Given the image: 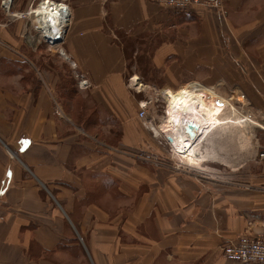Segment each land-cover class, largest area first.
I'll return each mask as SVG.
<instances>
[{
    "label": "crops",
    "instance_id": "1",
    "mask_svg": "<svg viewBox=\"0 0 264 264\" xmlns=\"http://www.w3.org/2000/svg\"><path fill=\"white\" fill-rule=\"evenodd\" d=\"M222 3V13H175L156 0H69L59 55L87 86L67 96V111L59 79L31 54L42 41L24 19L0 15V264H237L222 256L229 241L264 240V145L249 151L243 139L221 164L210 134L201 161L178 167L138 119L148 86L134 94L127 83L131 58L161 69L168 88L229 62L262 82L242 89L262 117L264 0Z\"/></svg>",
    "mask_w": 264,
    "mask_h": 264
},
{
    "label": "rangeland",
    "instance_id": "2",
    "mask_svg": "<svg viewBox=\"0 0 264 264\" xmlns=\"http://www.w3.org/2000/svg\"><path fill=\"white\" fill-rule=\"evenodd\" d=\"M44 0H14L12 3V6L15 5V7L19 6H25L28 5V7L33 6V9H35L40 3H42ZM55 3L61 0H53ZM64 4L68 7V1L69 0H62ZM13 12V10H11ZM70 11V10H69ZM0 15L2 18H5V15L1 9L0 5ZM70 17V13H69ZM27 18V17H26ZM8 19V18H7ZM13 21V18L12 20ZM27 29L32 33V39L31 41L35 40H41L42 46L35 52V54L31 53L32 55L39 56L36 58L37 62V68L41 69L40 65H43V70H49L53 73L54 76H57L59 80L56 79V94L58 95V98L60 102L64 105L65 109H70L69 106H72L71 103L66 102L68 97L65 93V87L70 88L71 91L77 90L78 83L77 79L74 77V69L71 67V65L68 63V61L64 60L63 57H60L58 51L60 49V44L57 43L56 45H49L47 44L43 37L41 36V33L39 30H37L36 23H35V17L34 15L29 16L27 20ZM69 23V19H68ZM67 23V25H68ZM66 28V27H65ZM28 33V34H30ZM65 33V32H64ZM223 36L227 37V33L225 31L222 33ZM64 36V34H63ZM120 40L125 42H128V45L131 43V41L124 40V38L120 37ZM228 39H224L225 42H227ZM126 54L128 55V58H131V55H129V51H133V47H126ZM137 58V57H136ZM142 59V58H141ZM51 66V68H48V66ZM247 66H250L253 70L259 72V68L252 66V64H248ZM128 67L130 68V76L133 77V75H144L145 73H148V77H144L141 79V83L139 86L144 85L148 86L147 88H144L143 91L138 94V101L142 100H147L149 101V105L147 107V113H146V118L145 120L151 121V125H146L144 126L145 120L143 119V126L148 129L151 133H154L152 130L153 128L156 129V133L161 134L160 129L158 128L159 126L162 125L163 119L165 116V110H166V103L163 100L162 93H160L161 90H163L164 87H167L164 85V76L163 73L161 72L162 70L158 68V70H155L153 66L151 67L149 63H146L144 60H140L137 62V59H132L130 63H128ZM155 67V66H154ZM227 69V70H226ZM161 70V71H159ZM169 74H174L177 75V72H168ZM208 74L207 70H204V73L202 76H204L202 79L197 78L192 80V82L189 83H183V84H176L173 88H170L172 90H177L183 86L186 85H194V86H199V87H204L207 89L212 90V92L215 93V95L218 98H221L223 100L228 101V103L234 108V112L230 113L228 107L223 111L222 116L223 117H232V118H248L251 120V122H244L241 123V125H232V124H227L225 126H222L215 131L211 133V137L213 139V142H216L218 144V147H216L215 150H213L214 154H216V162H224L225 156H226V151L230 149H234V151H241V146H242V140L246 139L249 141V147L247 146L249 151L256 152L258 150L259 143L264 145V126H262L264 115L261 117L260 112L258 109H256L253 106V102H249V96L245 95L243 92V86L249 87L250 90L254 92V89H258V87H262V82H259L258 79L255 75L254 77L250 78L246 81H243L239 77V73L237 72L236 68L231 65V63L224 64L222 67L215 72L214 76L216 79L211 80L210 76L205 77ZM130 77V78H131ZM130 78H128V85L130 83ZM138 79V78H137ZM219 79V80H217ZM261 79V78H260ZM80 80V79H79ZM136 84L139 83L135 82ZM65 86V87H64ZM142 88V86H141ZM248 89V91H249ZM69 90V89H68ZM134 94H136L135 89H130ZM250 92V91H249ZM238 98L241 99V102L237 101ZM80 99L78 96H75V100ZM83 99L80 101H77L76 103L78 106L81 108ZM137 106V113H138V104ZM79 109H77L76 112L72 110V114L74 118H82L85 119L83 114H80ZM139 119V118H138ZM141 120V119H140ZM261 127H260V126ZM163 136V135H162ZM164 138V137H163ZM234 139V142H231V139ZM165 140V139H164ZM237 141H240V147ZM166 142V141H165ZM170 153L175 156L172 153V148H169ZM172 150V151H171ZM264 156V154H260L259 157ZM177 158V157H176ZM177 162V161H176ZM198 163L197 161L195 164ZM222 164V163H221ZM192 165H194L192 163ZM79 242H81L79 240ZM76 252L75 255H78L77 249L79 248L78 246H75ZM73 254V257H77Z\"/></svg>",
    "mask_w": 264,
    "mask_h": 264
},
{
    "label": "bare ground",
    "instance_id": "3",
    "mask_svg": "<svg viewBox=\"0 0 264 264\" xmlns=\"http://www.w3.org/2000/svg\"><path fill=\"white\" fill-rule=\"evenodd\" d=\"M32 10L36 24L48 43L54 44L53 41L62 38L69 19V9L56 3L45 4L43 1ZM137 80V77L133 78V81ZM160 93L166 103V110L163 123L158 128L178 151L173 149L176 157L191 165L201 161L202 156L198 152L201 143L213 131L227 124L240 126L241 123L251 122L244 117H223L222 113L227 107L230 113L234 112V108L228 101L218 98L212 90L204 87L186 85L177 90L164 87ZM237 101L241 102V99Z\"/></svg>",
    "mask_w": 264,
    "mask_h": 264
},
{
    "label": "built area",
    "instance_id": "4",
    "mask_svg": "<svg viewBox=\"0 0 264 264\" xmlns=\"http://www.w3.org/2000/svg\"><path fill=\"white\" fill-rule=\"evenodd\" d=\"M14 0H0L1 9L8 19H24L27 20L29 16L34 15L32 6L29 7V10L23 13H13L11 11V6ZM157 3L162 6L163 8H166L168 10H171L175 13H183V12H189L196 9H205L210 11H216V12H223V3L222 0H156ZM45 4L47 3H55L53 0H44ZM57 5H62L66 9L67 6L64 4V2L61 0L56 2ZM40 5V4H39ZM38 5V6H39ZM37 6V7H38ZM36 7V8H37ZM27 17V18H26ZM35 17V15H34ZM36 20V17H35ZM36 23V21H35ZM38 25L36 24V27ZM37 30L39 28L37 27ZM41 33V36L43 37L44 41L49 45H54L48 43L47 39L44 38L41 30H39ZM63 39V36L61 40ZM56 45V44H55ZM59 54H62L65 58V54L59 51ZM67 59V58H66ZM134 82V89L138 90L140 86L133 81V77L130 78V82ZM138 85V87H136ZM87 86L86 80H79L78 87L79 88H85ZM138 92H141L139 90ZM149 105V101L142 100L138 102V113L137 116L139 119L143 121L146 118V111L147 107ZM151 125V121L145 120L144 126ZM153 130V129H152ZM154 131V130H153ZM154 137H158L159 133H152ZM166 143L168 144L169 148L174 149L176 152H178L175 148H173L172 142L168 141L166 137L163 135ZM198 137V135H196ZM195 141V140H194ZM193 141V142H194ZM196 142L195 144H197ZM171 150V151H172ZM172 151V153L177 156V154ZM263 157V156H261ZM178 164L176 166L180 167L183 163V161L179 158H177ZM222 256L226 260L235 262L237 264H264V240H262L260 237H250L247 235H243L236 240L229 241L223 248H222Z\"/></svg>",
    "mask_w": 264,
    "mask_h": 264
},
{
    "label": "trees",
    "instance_id": "5",
    "mask_svg": "<svg viewBox=\"0 0 264 264\" xmlns=\"http://www.w3.org/2000/svg\"><path fill=\"white\" fill-rule=\"evenodd\" d=\"M22 7H23V6H22ZM130 45H131V44L128 45V42H125V44H124L125 48H126L127 46L129 47ZM125 48H124V49H125ZM125 51H126V49H125ZM64 87H65V86H64ZM68 89H69V90H68ZM65 93H66V95H67L68 97H71L72 94L74 93V91H71L70 88H68V87L66 88V87H65ZM76 242H77V241H76ZM76 242H75V243H76Z\"/></svg>",
    "mask_w": 264,
    "mask_h": 264
},
{
    "label": "water",
    "instance_id": "6",
    "mask_svg": "<svg viewBox=\"0 0 264 264\" xmlns=\"http://www.w3.org/2000/svg\"><path fill=\"white\" fill-rule=\"evenodd\" d=\"M61 41V39L57 38L55 41H53L54 44H57Z\"/></svg>",
    "mask_w": 264,
    "mask_h": 264
}]
</instances>
